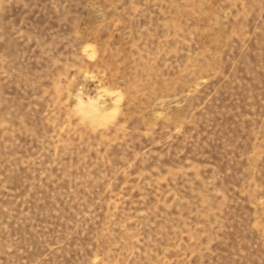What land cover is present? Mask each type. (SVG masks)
<instances>
[{
  "label": "rangeland",
  "instance_id": "rangeland-1",
  "mask_svg": "<svg viewBox=\"0 0 264 264\" xmlns=\"http://www.w3.org/2000/svg\"><path fill=\"white\" fill-rule=\"evenodd\" d=\"M0 264H264V0H0Z\"/></svg>",
  "mask_w": 264,
  "mask_h": 264
}]
</instances>
